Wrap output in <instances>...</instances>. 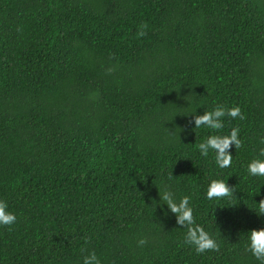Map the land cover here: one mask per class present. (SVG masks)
<instances>
[{
    "label": "trees",
    "instance_id": "16d2710c",
    "mask_svg": "<svg viewBox=\"0 0 264 264\" xmlns=\"http://www.w3.org/2000/svg\"><path fill=\"white\" fill-rule=\"evenodd\" d=\"M217 105L245 118L195 128ZM233 127L243 147L222 169L197 146ZM262 148L264 0H0V201L17 217L0 225V264L92 251L101 264H261L248 247L264 176L247 165ZM213 179L234 196L207 199ZM165 189L190 197L219 251L185 244Z\"/></svg>",
    "mask_w": 264,
    "mask_h": 264
},
{
    "label": "clouds",
    "instance_id": "9594fccd",
    "mask_svg": "<svg viewBox=\"0 0 264 264\" xmlns=\"http://www.w3.org/2000/svg\"><path fill=\"white\" fill-rule=\"evenodd\" d=\"M147 24H141L137 37L146 35ZM231 117L233 119H244L241 108L239 106L226 108L223 105H217L212 110H205L202 115H193L195 128L206 126L214 131L223 129L224 117ZM191 124L192 121H189ZM238 127H233L230 134L227 135H209L205 141L198 144V149L202 156L207 157L209 150L215 153V163L219 168H229L232 165L233 156L230 154V148L232 145L235 149L243 147V141L239 138ZM247 171L251 176H264V148L260 150L257 157H254L247 165ZM235 188L230 187L223 179H213L210 181L207 189V199H222L225 197L231 198L234 196ZM160 200L167 205L168 210L171 211L176 217V222L181 228L186 229L184 238L185 244L194 247L197 254L204 253L206 251H219V244L207 232L204 227L196 223L193 208L190 205V197L183 196L177 201L174 198V194L165 189V191L159 195ZM7 203L0 201V225H12L16 222V215L7 210ZM258 212L260 215H264V198L258 203ZM250 243L248 250L264 264V228L252 229L249 237ZM147 243L146 238H142L138 241V244L143 246ZM84 251V249H82ZM83 264H101L95 251L87 254L83 258Z\"/></svg>",
    "mask_w": 264,
    "mask_h": 264
}]
</instances>
